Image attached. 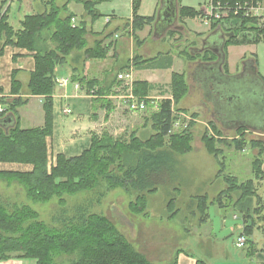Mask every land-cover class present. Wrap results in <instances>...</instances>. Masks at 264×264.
<instances>
[{
	"label": "trees",
	"instance_id": "trees-1",
	"mask_svg": "<svg viewBox=\"0 0 264 264\" xmlns=\"http://www.w3.org/2000/svg\"><path fill=\"white\" fill-rule=\"evenodd\" d=\"M70 1L72 0L58 4L56 0H43L42 12L24 15L14 25L10 21L9 0H0L2 47L11 45L33 52L34 70L29 74L27 94L44 97V124L22 128L17 108L24 105L27 98L22 97V84L16 78V72L12 71L11 98L0 97V104L4 108L0 111V162L27 163L33 168L29 172L0 171V180L19 183L27 198L35 203L49 202L56 197L59 207V213L52 216V223H47L28 204H7L0 201V260L15 255L34 258L36 264H156L137 250L106 216L91 211L86 203L72 209L66 207L64 196L80 191H98L99 188L107 191L119 187L127 194H135L128 204L129 210L134 214L148 216L146 194L154 193L157 184L166 175L173 177L176 154L182 155L191 150V120L184 129L172 131L176 119L175 108L179 111L177 104L187 92L184 74L172 73L169 82L171 97L160 99L157 109L145 118L144 125L150 128L148 136L141 137L134 130L127 137H114L103 130L100 134L92 135L90 147L80 155L66 157L58 154L49 167L46 137L52 132L54 68L70 63L73 72L77 73L87 60L106 58L111 47V42L106 40L111 39L119 30L106 28L105 31L96 33L88 28L83 17L88 16L91 21L99 17L101 14L96 5L102 0H74L81 3L83 16L81 21L72 25L74 15L67 6ZM140 2L141 0H132L131 21L123 24V29L130 26L137 45H141L143 40L137 37L136 32L151 25L156 17L155 14L141 16L138 13ZM198 12L189 6H180L178 9L181 18L194 17ZM229 17L212 22L225 25L230 32L224 47L264 40V22L259 25L256 19L241 15ZM88 36L92 37L91 43ZM179 53L187 60L197 58L186 50ZM159 55L143 59L136 54L132 58V65L136 68H168L171 65L168 53ZM200 58L207 60L213 56L205 53ZM129 66L128 63L120 69L125 70ZM223 68L225 72L228 71L225 61ZM72 80L79 81L88 94L95 95V103H103L107 118L113 106L106 98L113 92V87L119 84L116 75L108 86L83 75H74ZM96 85L98 88L95 90ZM154 87L146 81L133 82V92L140 97L148 96ZM8 118L11 119L10 123L12 119L14 121L12 126L6 128L9 123L4 121ZM162 124L163 127L160 128ZM237 134L236 138L231 139L215 138L206 133L202 135L205 150L218 165L215 177L221 178L225 187L211 201L206 194L196 195L194 200L200 224L207 222L209 218V203L240 214L245 244L252 245L253 231L257 223L264 220V203L257 200L255 187V182L264 176L261 168L264 162V140H246L242 129ZM218 144L232 146L237 150H242L249 144L255 150L251 161L252 177L239 180L228 173L226 164L220 158L222 150ZM99 195L102 193L99 192ZM173 203V199H169L167 203L170 217L177 213ZM55 222L57 225H54ZM180 251L177 249L172 258L163 264H177ZM196 264L204 262L197 259Z\"/></svg>",
	"mask_w": 264,
	"mask_h": 264
},
{
	"label": "crops",
	"instance_id": "crops-1",
	"mask_svg": "<svg viewBox=\"0 0 264 264\" xmlns=\"http://www.w3.org/2000/svg\"><path fill=\"white\" fill-rule=\"evenodd\" d=\"M71 2H73V0ZM167 2H172L176 12L175 17H171L170 22L161 19L162 12L165 10ZM74 3L75 2L71 5L68 3V10L73 13L75 23H78L82 20L83 7L82 9L78 8L77 11H73L71 8L75 5ZM131 3L132 0H130V7L128 9V21H131L132 18ZM12 4L15 6L19 4V6L22 7V17L44 10L43 0H9L8 5L11 6ZM180 6H189L199 11L197 6H194L192 0H182V2L181 0H158L154 22L151 25L145 26L142 29L144 32L142 30L136 32L140 40L146 41L150 39L154 42L164 41V43L168 45V48L166 47L167 49H158L154 52L150 51L145 41L142 42L141 45H137L131 34L130 26L123 29V24L126 21H121L122 17H118L116 8H114L112 14H105L104 17V25H107V23L109 24L115 19L111 26V30L114 28L119 29L114 33L111 39L106 40L111 42L107 57L104 59L87 60L83 64V67H80V72L77 73L73 72L70 63H65L54 68L55 85L52 94V132L46 137L48 164L54 163L58 154H63L66 157L80 155L85 149L90 147L92 135L101 133L102 130L108 131L114 137H127L134 130L141 137L150 134V128L144 125L145 118L148 110L154 111L156 108L147 107L146 111L143 112L130 111L127 110L117 98L107 97V99L109 98V104L113 106V110L108 114V117L105 118L106 109L103 103L101 101L95 103L93 101L95 95L88 94L85 91V87L80 84L79 81L72 80V76L74 75H83L86 78H93L97 82L108 86L115 75L124 70L120 68L126 66L128 63H132V58L136 54L143 59H149L167 52L171 58V65L168 68L132 67L134 81H146L155 86L146 97H154L158 102L162 98H170L169 82L172 73L184 74L187 92L177 105L179 111H175V113L181 112L191 117L193 125L190 129L192 133L191 150L182 155H188L189 157L193 151H195L192 142L194 129L197 127L200 130L196 136L198 145L197 150L202 147L204 151H206L201 139L204 133L209 136H214L215 138L231 139L234 137L236 138L238 136L237 131L242 129L246 140H264V117L261 118L259 115L256 124H252L251 126L236 119L241 112L239 101L242 95L240 93L242 86L240 81L243 78L250 76L256 79L260 85L259 95L261 99L263 98L262 102L264 104V68H259L258 55L255 51L256 45L260 42H264V40H260L257 43L231 44L224 47V43L230 33L225 25L222 26L220 24L202 21L199 16L200 11L194 17L181 18L178 15ZM139 14L141 16H150L153 15L154 12L150 14L139 11ZM229 25L231 24L229 23ZM169 31L175 34L170 40L167 39V37H169ZM141 32L142 35H139ZM0 49V97L11 98V77L12 71L14 70L16 72V78L22 84V97L27 98V102L17 108L20 126L22 128L42 126L44 124V97L42 95L27 94L29 74L34 70L33 52L11 45L2 47L1 41ZM181 50H186L190 55L197 56V58L187 60L183 55H180L179 52ZM232 50H237V59L234 61L231 60L229 55ZM205 53L209 56H213V58L207 60L201 59L200 56L205 55ZM248 54H250V56H248ZM247 58H250L252 61V67L249 64V66L247 65V69H240L238 65L239 62ZM224 61L228 65L227 72H225L223 68ZM62 78L66 79L65 85H59L56 82V80ZM222 82H227V84L222 85ZM97 88L98 86L96 85L94 89L96 90ZM256 95L257 92L251 94L253 98H255ZM247 99H249V96ZM65 107L71 108V112H65ZM13 121L12 119L10 123V121L6 120L5 123L10 124H7L6 128L12 126ZM247 136L249 137L247 138ZM217 146L222 150V161L224 156L226 160H224V163L230 167L231 171L234 172V170H237V174L241 173V175H250V177H252V159L250 156L253 154H250L248 157L249 162H246L240 157H238V159L231 158L234 154L232 153L233 149H235L234 147H227L223 144H218ZM251 150L255 153V150L252 149L249 144L245 145L242 150L236 149L238 153L246 151L251 152ZM226 155L230 156L227 157ZM185 163L184 170L186 175L189 176L192 174L194 168L193 163L190 165L188 162ZM247 163L249 165H247ZM32 168V165L27 163L0 162V171L3 172H29ZM197 168V170H199V166H197ZM261 168L264 174V162ZM242 169L246 170L244 171L245 173L240 172ZM217 170L218 167L213 177L210 180L208 178L207 181V185L210 183H212V185L216 183L217 185L214 188L215 191L213 195L209 196V199L210 197L213 199L215 195L225 187L223 181L220 182L217 177L215 178ZM228 173L237 176V174H233L232 172ZM218 182L220 184H217ZM257 185L260 186L257 188ZM255 186L257 200H261V202L264 203V176L262 179L255 182ZM201 194L207 195L208 193L199 192L194 194L193 198ZM24 197H26V194L20 184L14 181L8 183L4 179L0 180V201L7 204H22ZM194 204L196 205V201ZM227 211L232 212L233 219H237L236 212L231 211L229 208H219V211L216 212V216L219 215L221 217L220 230H226L224 228V221L228 214ZM189 214L192 217L195 215L191 210ZM262 214H264V209ZM126 221L130 224L126 223L124 226L132 230L133 223L130 217L129 219L127 217ZM211 221L210 217L207 222L203 224L198 223V220H196L193 227L189 226L185 229L186 231L183 237L184 243L190 242L189 235H191V233H197L199 235V240L195 239L196 241H194L197 247L201 249V256L186 251L184 247H179L177 243L172 247L170 255L167 253L168 255L165 254L166 256H163L162 246L166 243L172 245V238L169 235L166 237L165 233L161 235L159 232H155V234L149 233L150 241L151 243L154 241L157 250L154 254L148 256L143 249L138 248V250L145 254L152 262L153 260L169 261L173 253L179 249L181 251L177 255V264H196L197 259L202 260L204 264H208L209 256L216 258V262L213 264H264V222L257 223L251 236L253 244H245L241 248L235 246V239L242 231V221L237 225L231 223L229 225V230H232L230 232L232 234L236 233V235L233 236V246L234 249H237L236 251H232L229 244H224L223 239L220 240L217 237L214 225L212 224V227L210 225ZM141 227L145 230H151L150 228L153 226L140 223L136 230H132L135 238L138 237ZM225 236L222 237L224 238ZM0 264H36V259L12 255L8 259L0 260Z\"/></svg>",
	"mask_w": 264,
	"mask_h": 264
},
{
	"label": "rangeland",
	"instance_id": "rangeland-1",
	"mask_svg": "<svg viewBox=\"0 0 264 264\" xmlns=\"http://www.w3.org/2000/svg\"><path fill=\"white\" fill-rule=\"evenodd\" d=\"M65 1L66 0H56V2L57 3L59 2L60 4L64 3ZM198 1L192 0V2L194 3V6L195 7L197 6V8L199 9L206 0H198ZM73 2H75L74 3L75 5H73L71 8L73 11H77L78 8L82 9L81 3H78L74 0ZM73 2L70 1L69 4L71 5L73 4ZM129 7H130V0H102L96 5V9L101 15L95 18L93 21H91L90 17L88 16L86 17L84 16L83 19L86 21L89 29H91L92 31H96V32H102V31H105L106 28L111 29V26L113 25V21L115 20L114 19L112 22H110L108 26L106 27V25H104L105 14H112V10L116 8V14L118 15L119 18L122 17L121 21H128L127 18H128ZM157 7H158V0H141L139 8H138V13L139 11H143L144 13L151 14L154 12L155 14L157 12ZM10 12H11V20H10L11 23L14 25L18 24V20L21 19L23 15L22 7L19 6V4H17V6L12 4L10 6ZM140 31L141 30H139V32ZM139 35H142V32ZM174 35H175L174 32L169 31V37H167V39L170 40V38H173ZM137 37L140 39L138 35ZM88 40L89 42L90 40L92 42V37L88 36ZM144 41L145 40H143V42ZM145 44H147L146 46L150 49V51H153V52L157 51L158 49H165L166 47L168 48V45H166L164 41L154 42L150 39H147L145 41ZM255 51L258 55L259 68L262 69L264 68V42L258 43L256 45ZM229 55L232 61L236 60L237 50H232ZM248 56H250V54H248ZM249 64L252 67V61L250 60V58H247L239 62L238 65L240 69L241 68L247 69V65L249 66ZM130 66L128 68L133 71L132 63L130 64ZM240 83L242 86L240 90V93L242 95L239 101L241 112H240V115L236 119L246 125L251 126L252 124H256L257 120L259 119V115L261 116V118L264 117V110H263L264 104L262 102L263 98L261 99L259 95L260 85L256 81L255 78L250 77V76L243 78L240 81ZM226 84L227 82H222V85H226ZM255 92H257V95L255 98H253L251 94H254ZM112 93H114V88H113ZM248 96H249V99H247ZM108 99L106 98V100ZM148 107H152V106L149 105ZM175 111H177L176 108H175ZM150 112L152 111L150 110L147 111V116L150 114ZM176 113L178 114L177 116H179L177 119H180L183 121L184 115L186 114H183L181 112H176ZM182 121H180V123ZM182 128H183L182 126L175 127V128L173 127L172 131H175V132L180 131L182 130ZM199 131L200 130L198 127L194 129V137H193L192 145L195 151H193V153L189 157L188 155H180V154L177 155L176 154L174 157L176 160V163L173 166L174 168L173 177H168L166 175L165 177H163V180L157 184V190L154 193L146 194V198H147L146 211L148 212V216H142L141 214L132 213L129 210L128 204L131 200L134 199L135 194L133 195L127 194L122 188H119V187L113 188L107 191L104 188H99L98 191L97 190L96 191L95 190L80 191L72 195L65 194L64 196L65 202H66L65 206L72 209L77 205H82L83 203L88 204L89 209L91 211L101 213L102 215L106 216L109 220H111L115 224L117 229L121 233H123V235H125V237L130 242H132V244L137 250L138 248L143 249L147 253L148 256L149 255L151 256L157 251L155 248L154 241L152 243L150 241V236H149L150 232L153 234H155V232H159L161 235L165 233L166 237L167 235H169L172 238V245L170 243L163 244L162 246V249H163L162 252L164 253L163 256H166L165 254L167 253L170 255L171 249L176 243L178 244L179 247L181 248L184 247L186 251L191 252L195 255L201 256L202 255L201 249L198 248L197 245L195 244V241L199 240V235L197 233H191V235H189L190 242H186V243H184L183 237L185 235V231H186L185 229H187L189 226L193 227L196 220H198V217H199V213L196 211V205L194 204L195 201H194L193 195L199 192H207L209 194V195L207 194L208 200L211 201L212 199L211 197L209 199V196L213 195L215 191L214 188L217 185L216 183L215 185H212V183L207 185V181H208V178L210 180L213 177V174L215 173V170L217 169L218 165L216 164L217 162L215 163L214 161L215 159L211 155H208L202 147L199 150H197L198 145L196 142L197 140L196 136L198 135ZM248 137L249 136H247V138ZM232 153L234 154L232 155L231 158L238 159V157H240L242 160L249 162L248 157L250 156V154H253V151L251 150V152L246 151V152L238 153L236 149H233ZM226 156L229 157L230 155L229 156L226 155ZM250 157L251 159L253 158L252 155ZM220 158L222 159V156H220ZM224 160H225V157L223 156V161ZM185 162H188L189 165L193 163L194 168H193L192 174L189 176L186 175V172L184 170L185 168L184 164H186ZM52 164L53 163H50L48 164V166L50 167ZM247 165L249 164L247 163ZM197 166H199V170H197L198 169ZM236 171L237 170H234L233 172L231 171L229 166L227 167V172H232L233 174H237ZM244 171L246 170L242 169L240 172L245 173ZM236 177L239 180H244L245 178L250 177V175L246 176V175H241L240 173V174H237ZM218 179L220 182L223 181L221 178H218ZM217 184H220V183L218 182ZM259 186L260 185H257V188ZM99 192H101L102 195H99ZM169 199H173L174 209L177 210V213L171 217H170V213L167 210V203ZM56 202H57V199L56 197H54L49 202L35 203L34 201L28 199L26 196L24 197V201L22 204H28L31 208L35 209L38 212L39 218L41 220L47 223H52V216L59 213V207L57 206ZM190 210L193 211L195 214L193 217L190 216L189 214ZM218 211H219V208L217 204L209 203L208 214H209L210 219L212 220L210 222L211 223L210 225L211 227H212V224L214 225L215 231L217 233V237L220 240L223 239L224 244L226 243L229 244V247L232 251H236L237 249H234V246H233V236L236 235V233L234 234L230 233L232 230H229L230 228L229 225L231 223H235V225L240 223L241 216L240 214L237 213V219H233L232 212L227 211L228 214H227L226 220L224 221V228L226 230L224 231V230H220V218L221 217L219 215L216 216V212ZM127 217L128 219L130 217L131 222L133 223V226H132L133 231L136 230V228H138V225L140 223H143L144 225L149 224L150 226H153V227L150 228L151 230L149 229L145 230L141 227L138 237L135 238L133 231L129 230L127 227L124 226V224L126 225V223H129L126 221ZM262 222H264V220H262ZM54 225H57V222H55ZM222 236H225V237L223 238ZM208 259H209L208 264H213L214 262H216V258H212L209 256ZM153 262L157 264H161V263L167 262V260H161V261L153 260Z\"/></svg>",
	"mask_w": 264,
	"mask_h": 264
},
{
	"label": "built area",
	"instance_id": "built-area-1",
	"mask_svg": "<svg viewBox=\"0 0 264 264\" xmlns=\"http://www.w3.org/2000/svg\"><path fill=\"white\" fill-rule=\"evenodd\" d=\"M200 18L204 22H218L230 18L229 16L251 17L257 20L261 25L264 22V0H206L199 8ZM71 24L75 25V19L72 17ZM119 84L114 87V93L108 97L117 98L130 111H144L151 105L157 109L158 100L154 97H140L133 92V73L127 68L116 75ZM59 85H65L66 79L56 80ZM4 108L0 104V111ZM155 109V110H156ZM65 112H71V108L65 107ZM175 113L176 119L172 127L182 126L184 129L191 117L184 115V120L177 119L179 116ZM183 115V114H182ZM180 121H182L180 123ZM246 238L240 233L235 239V246L241 248L245 245Z\"/></svg>",
	"mask_w": 264,
	"mask_h": 264
},
{
	"label": "water",
	"instance_id": "water-1",
	"mask_svg": "<svg viewBox=\"0 0 264 264\" xmlns=\"http://www.w3.org/2000/svg\"><path fill=\"white\" fill-rule=\"evenodd\" d=\"M175 7L172 4V2H167L165 10L162 12V20H165L167 22L171 21V17H175ZM11 119L8 118L7 121H10ZM5 122V121H4Z\"/></svg>",
	"mask_w": 264,
	"mask_h": 264
},
{
	"label": "bare ground",
	"instance_id": "bare-ground-1",
	"mask_svg": "<svg viewBox=\"0 0 264 264\" xmlns=\"http://www.w3.org/2000/svg\"><path fill=\"white\" fill-rule=\"evenodd\" d=\"M163 127V124L162 125H160V128H162Z\"/></svg>",
	"mask_w": 264,
	"mask_h": 264
}]
</instances>
